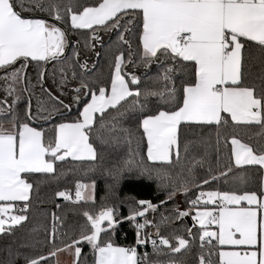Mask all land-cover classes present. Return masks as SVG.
Returning <instances> with one entry per match:
<instances>
[{
    "label": "snow or ice",
    "instance_id": "6c2138e0",
    "mask_svg": "<svg viewBox=\"0 0 264 264\" xmlns=\"http://www.w3.org/2000/svg\"><path fill=\"white\" fill-rule=\"evenodd\" d=\"M100 32L115 35V51L111 36L105 46ZM98 44L110 55L109 76L102 83L86 78L101 57ZM153 65L163 70L155 81L163 80L160 88L141 91L140 78L122 71L125 66ZM29 67L35 70V83ZM0 73V235L14 237L25 227L35 174L58 179L57 162L97 161L96 143L126 140L129 145L128 157L104 173L113 194L128 174L156 182L165 193L162 204L175 202L178 194L187 197L193 186L198 193L186 200L187 210L177 206L158 221L148 219L159 207L146 199L133 200L128 214L118 218L115 205L102 203L93 210L92 163L83 169L91 183L78 179L74 200L67 191L55 193L66 202H84L78 231L61 234L57 225L62 221L53 213L51 232L45 229L47 256L22 253L14 249L13 240L3 249L7 258L0 264H50V257L55 264H188L177 257L193 252L191 264H264V0H0ZM48 75L59 95L46 86ZM69 95L65 103L62 97ZM152 98L155 107L149 109ZM73 104L77 115L65 122ZM130 113H139L135 152L134 132L122 124ZM37 120L52 124L51 135ZM240 127L258 129L255 144L242 141L235 131L224 134ZM212 129L217 168L213 172L209 163L208 175L198 179L194 169L208 162ZM221 137L229 153L224 167L219 160ZM144 141L148 163L140 151ZM181 151L192 159L174 177L167 168L181 164ZM249 171L260 178L254 190L247 186ZM220 181L224 188L203 190ZM89 203L92 209L85 206ZM193 212L196 234L191 228L187 237L162 233V227ZM125 221L134 228L135 240L121 246L113 237ZM38 231L29 229L30 234ZM148 244L151 254H140L139 248ZM31 246L21 243L19 248ZM61 253L70 259L62 261Z\"/></svg>",
    "mask_w": 264,
    "mask_h": 264
},
{
    "label": "trees",
    "instance_id": "16d2710c",
    "mask_svg": "<svg viewBox=\"0 0 264 264\" xmlns=\"http://www.w3.org/2000/svg\"><path fill=\"white\" fill-rule=\"evenodd\" d=\"M90 2V0H89ZM99 35L102 38V41L105 46L110 43L109 37L111 36V43H112V50L115 51L117 47L115 41V35L111 33H104L100 32ZM76 37L73 36V40ZM83 47V38H81V45ZM97 49L101 52V57L99 62L96 65L95 71L92 73L91 76L86 77L87 79H94L97 83H102L105 81L110 72V55L106 56L105 52L107 48H100L98 44ZM133 50L136 48V44L133 41ZM71 54V51L69 55ZM90 60L95 61V56H89ZM92 68V64H89V69ZM255 70V69H254ZM43 71V69H41ZM80 70L77 69V72ZM122 71L127 72L129 74H135L140 78L139 88L141 91L145 87L149 88H160L163 85V80H159L155 82L158 76V71L162 73V69L157 68L156 65H153L149 69H144L143 67L136 66H125L122 68ZM29 74L32 76L33 82L35 83V70L32 67L28 68ZM48 72H52V64L48 66ZM60 73L56 72V78L59 80ZM2 76V74H0ZM47 85L50 90H53L54 95H59L58 91L52 89V77L51 75L46 76ZM69 87H71V75L69 74ZM132 88L137 86L131 85ZM37 93H39V87L36 88ZM65 91H69V88H65ZM65 103L70 101V95L66 97H62ZM0 99H3V92L0 91ZM10 99V98H9ZM83 99V96L81 97ZM143 99V98H141ZM155 98L150 99L148 103V108L152 109L155 107L154 103ZM72 111L70 114H67L64 117L65 122L71 121L77 115V105L73 104L71 107ZM61 111L67 112V109H61ZM36 107H35V100H33V113L35 114ZM56 114L54 113L53 116ZM139 115V113L128 114L127 116L122 118V124L126 128H131L134 132V136L132 138L131 149L132 151H136L137 149V141L140 139L139 134L136 133L135 130V117ZM38 124L45 123L43 120H37ZM58 122V121H57ZM45 125V132L46 135H51V128L52 124H44ZM223 132V129L221 130ZM232 131H235L236 135L244 142H249L252 144L256 143L257 136L256 133L258 129L255 128H245L240 127L235 130L229 129L228 133H224L228 135ZM210 138L212 141V146L208 149L209 156L208 162L204 164V167H196L194 169L195 175L198 179H202L208 175V164L211 163L212 171L215 172L217 168L215 157V147H216V132L215 129L210 130ZM208 135V133H205ZM98 153V160L95 162H79V161H72L71 158H68L67 162H57L55 165L56 173L55 175L58 176V179L53 178L52 176H45L41 174H35L38 179H33V190L31 192V206L28 211V220L25 224V227L20 229L16 232L14 237L0 235V260L7 258V253L3 249L15 240L14 249L18 248V250L22 253L32 255V256H39L40 254H44L45 256L48 255L49 252V244L45 238V229L48 232H51L52 224H53V213L57 217L60 218L62 221V225L58 224V229L60 230L61 234L65 230H69L70 234H74L75 231L78 229L75 227L79 223L83 221L82 216L80 215L82 211L81 205L84 204L83 201L80 204H73L71 201H64L62 197H57L55 193L57 191H67L71 194L72 199H75V182L80 179L82 182H89L91 183V178L85 179L83 175V169L89 167L92 163H95L96 172L94 174L95 179V209L98 210L102 203L108 204L109 206L115 205L118 212V218L126 216L128 214V208L132 204L133 200L139 199H146L150 200L152 203L156 204L159 207L158 213H151L147 214L149 220H159L160 215H172L174 208L177 206L181 210H187L189 205L186 203V200L193 199L195 194H197V189L195 186L190 187L187 197L184 195L178 194L173 202L169 200L166 204H162L161 200H164L165 193L163 190L157 188V184L154 181L143 179L135 174H128L126 175L125 179L121 181L120 185L115 189V193H111L108 189V184L111 183L109 178L104 174L105 170L115 166L116 164L122 162L124 159L128 157L129 153V145L126 140H121L120 143H110L108 145H100L99 143L95 144ZM230 147V146H229ZM140 151L144 158V162L148 163L146 158V141H144L140 145ZM198 151L202 152V149ZM192 157L191 154L185 159L183 151H181V164H173L171 167L167 168V171L172 175L176 176L181 168V165H187L191 161ZM220 167H224L229 162V153L226 150L223 142V137H221L220 142ZM249 177L248 187L250 189H256L257 185L260 182V178L255 171H249L247 173ZM217 187L224 188L223 181L217 183H211L210 185H204L203 190H215ZM159 197V199H157ZM59 204L60 207L57 208L56 205ZM89 209H92V205L89 203L85 205ZM192 214V213H191ZM142 222V221H141ZM36 227L39 229L37 233L29 232V229ZM191 228L192 233L196 234L197 226H193L189 224L184 218L175 220L174 223L168 225L167 227H162L161 231L165 235L171 236L173 233L177 235H182L187 237V229ZM145 231L155 232V229H145ZM114 240L118 245L121 246H128L132 245L135 240V230L128 222L120 223L115 230L114 233ZM37 239L39 243H37ZM66 239V238H65ZM21 243H28L31 244V247L28 248H19ZM57 244L61 243V240L56 241ZM140 249V248H139ZM84 253L87 255L88 260L90 261V250L87 246L83 249ZM147 251L149 254L152 252V248L149 245L146 246L145 249H140V254H143ZM154 259V257H151ZM179 258L186 259L188 264H191L192 260L195 258L194 252L190 254H184L183 256H178ZM50 264H55V258H49ZM163 259V257H161Z\"/></svg>",
    "mask_w": 264,
    "mask_h": 264
},
{
    "label": "water",
    "instance_id": "95a60500",
    "mask_svg": "<svg viewBox=\"0 0 264 264\" xmlns=\"http://www.w3.org/2000/svg\"><path fill=\"white\" fill-rule=\"evenodd\" d=\"M70 51H71V49L69 48V49H66V53L67 54H69L70 53ZM50 65V64H49ZM48 65V66H49ZM0 74H2V73H0ZM71 111H72V109H71ZM66 113H68V110H67V112ZM71 113V112H70ZM70 113H68V114H70ZM43 124H45V123H43ZM184 219L189 223V224H192V220H191V217H190V215L189 216H187V217H184Z\"/></svg>",
    "mask_w": 264,
    "mask_h": 264
},
{
    "label": "rangeland",
    "instance_id": "374dc122",
    "mask_svg": "<svg viewBox=\"0 0 264 264\" xmlns=\"http://www.w3.org/2000/svg\"><path fill=\"white\" fill-rule=\"evenodd\" d=\"M60 259H61L62 261H68L70 258L67 257L65 254L61 253V254H60Z\"/></svg>",
    "mask_w": 264,
    "mask_h": 264
},
{
    "label": "crops",
    "instance_id": "0c3cea01",
    "mask_svg": "<svg viewBox=\"0 0 264 264\" xmlns=\"http://www.w3.org/2000/svg\"><path fill=\"white\" fill-rule=\"evenodd\" d=\"M192 215H194V212L192 214H190L191 220H192ZM194 224L193 220H192V225ZM198 227V225H196Z\"/></svg>",
    "mask_w": 264,
    "mask_h": 264
},
{
    "label": "built area",
    "instance_id": "2783aa9c",
    "mask_svg": "<svg viewBox=\"0 0 264 264\" xmlns=\"http://www.w3.org/2000/svg\"><path fill=\"white\" fill-rule=\"evenodd\" d=\"M205 191V190H204ZM198 194V193H197ZM149 245V247L151 248V245L150 244H148ZM140 249H145V247H141ZM140 249H139V253H140Z\"/></svg>",
    "mask_w": 264,
    "mask_h": 264
}]
</instances>
